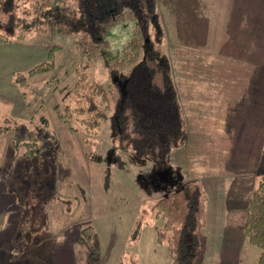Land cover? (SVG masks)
I'll list each match as a JSON object with an SVG mask.
<instances>
[{
    "label": "rangeland",
    "instance_id": "obj_1",
    "mask_svg": "<svg viewBox=\"0 0 264 264\" xmlns=\"http://www.w3.org/2000/svg\"><path fill=\"white\" fill-rule=\"evenodd\" d=\"M65 1V5H70L73 0ZM124 2L134 5L132 0H110L107 7L118 5L121 11H127L131 6H125ZM157 3L162 5L160 12L168 26L173 27L174 7H170L173 1ZM145 4L151 9L147 8L148 14L154 15L152 1L147 0ZM62 10L56 0H6L0 14V33L12 38L6 42L0 40V121L3 123L9 118L13 125L0 136V175H6L11 190L7 202L16 197L17 206L26 213L36 211L43 200L60 207L61 212L54 215L53 229L59 236H64L66 229L71 228L74 242L66 247L57 245L51 237L49 244L39 247L43 237L47 234L50 237L53 232L49 224L37 227L24 216L22 222L26 231L22 239L26 245L23 240L18 243L14 236L16 230H10L7 233L9 241L3 240L9 247L0 248V251L10 253L14 247L20 248L17 253L16 249L13 252L17 257L8 256L7 262L0 264H89L92 242L83 231L87 226H92L98 235L100 264H119L121 261L125 264H172L168 241L158 238L157 227L163 226V220L156 217L153 209L162 193L144 186V178L151 174L152 162L139 160L132 151L120 148V139L113 133L114 111L111 108L97 132L88 123V117L76 113L77 105L71 104L70 111L64 109V99L74 91L80 68L82 72L85 65L86 56L79 50L76 39L81 38L84 31H92L95 43L103 41L96 23L109 19L110 15L100 18V7L92 0L88 3L81 0L80 7H71L67 12ZM89 14L92 15L91 22ZM139 15L142 24L131 19L109 22L101 48L105 52L99 53L87 69L88 92L98 94L103 87L111 92L113 74L117 72H112L106 64L121 55L133 38L136 24L140 25L147 43H151L150 47L156 46L152 41L155 43L162 37L167 45L160 17L161 31L155 16L147 17L144 11ZM75 18L79 23L74 21ZM143 18H148L147 23ZM149 18L154 20L149 22ZM46 22L50 24L46 25ZM35 25L39 28H33ZM25 26L32 28L25 37L18 38L16 32L25 30ZM172 50H168L169 55ZM50 61L55 63L53 69L29 76L35 66ZM18 74L29 77L21 84L17 81ZM20 124L36 133L47 134L48 139L39 141L37 153L28 154L24 147L14 149L11 146L13 131ZM243 138L240 147L247 155L242 167L252 170L263 156L262 148L255 140L257 136L245 135ZM183 143L180 142L178 148H171L166 153V160L176 167L183 165L187 175L186 166L192 162L186 164V157L182 156ZM113 150L119 163L109 157ZM239 158L242 160L243 155ZM10 178L19 184L15 186ZM137 222H140L141 231L137 240H133L132 231ZM36 237L38 243L34 247ZM261 253L262 249L248 241L244 264H258ZM37 256H40L39 260L35 259Z\"/></svg>",
    "mask_w": 264,
    "mask_h": 264
},
{
    "label": "crops",
    "instance_id": "obj_2",
    "mask_svg": "<svg viewBox=\"0 0 264 264\" xmlns=\"http://www.w3.org/2000/svg\"><path fill=\"white\" fill-rule=\"evenodd\" d=\"M169 1H173L170 7H174L175 16L171 28L160 12L162 5L157 3L156 7L167 38L164 53L185 119L182 156L186 164H193L186 166L187 175L183 165L171 166L178 168L183 180L197 182L205 189L204 264H244L248 240L243 227L264 174L263 156L254 169L242 167L247 153L240 147L245 135H255L263 153L264 0ZM239 155H243L242 160ZM5 176L0 175V248L9 247L3 240L9 241L10 230H16L18 243L23 240L24 216L37 227L49 224L53 232L43 237L39 247L49 244L51 237L57 245H73L71 228L64 236L53 229L54 215L60 207L43 200L36 211L26 213L17 206L16 197L7 202L11 190ZM9 180L15 186L19 184ZM37 243L36 237L33 246ZM19 248L14 247L16 253ZM14 250L0 251V263L7 262L8 256L17 257Z\"/></svg>",
    "mask_w": 264,
    "mask_h": 264
},
{
    "label": "trees",
    "instance_id": "obj_3",
    "mask_svg": "<svg viewBox=\"0 0 264 264\" xmlns=\"http://www.w3.org/2000/svg\"><path fill=\"white\" fill-rule=\"evenodd\" d=\"M5 1L6 0H0V14L3 11ZM56 1H58L59 6L63 7L62 11L65 12H67V10L71 7H80L81 3V0H73L70 5H65V0ZM137 1L138 4H140L141 9L145 12V14H147V17H156V25L160 27V31L163 30L160 22L158 21L159 13L156 7L157 1L151 0L154 6H152V12H154V15L148 14L150 11H148L147 8L150 9V7H147L148 4L147 6L145 4V2L147 3V0ZM150 18L149 22H152L154 19ZM125 19L136 20V23H138L136 10L134 8H129L127 11H121L115 17L111 16L109 19L98 21L96 26L100 35L102 34V40L104 41L103 36L106 35V32L109 29L108 26L111 24L109 22L119 23ZM74 21L79 23L76 18ZM49 24V22H46V25ZM151 25L153 26V24ZM36 27L39 28V25H35L33 28ZM31 28L32 27L30 26H25V30L16 32L18 35L17 37H25L27 31H30ZM140 29V25L136 24L133 38L125 45L121 55L117 57L116 61L112 63L109 62L106 65L112 72H124V76L128 78L133 71L134 66L142 63L145 68V73L142 78L145 79L147 83L140 91H138V93L141 95L148 93L152 99V105L158 95H162L163 99L161 100L164 102L165 106H172V100L174 101L176 107L178 108L180 136L177 144L172 143L170 148H167V151H169L171 148L180 145V142L185 140V119L182 115L181 107L176 99L171 66L166 54L164 53L165 37L155 41V43L152 41V43L156 46L153 45L150 47L151 43H147L145 37L142 36L143 32ZM140 31L142 33H140ZM81 36V38L76 40L78 41L79 50L86 56L84 61L85 65L82 67V72L80 68L78 81L75 84L74 91L65 97L63 103L64 109L68 111H70L71 104L74 106L77 105L76 113H83V115L88 117V119H90L88 123L92 125L97 132L102 125V121L106 118L108 110L110 108L113 111L115 110L121 95L118 88L114 84L111 92H108V90L104 87L98 94L94 91L88 92L90 82L88 79L89 73L87 72V69H89L91 61L95 59L99 53L101 54V52L104 51L101 49L103 41L95 43L91 31H84ZM0 40L6 42L11 41L12 38L8 35L5 36L3 33H0ZM104 52L102 54H104ZM54 67L55 63H53V61H50L47 64L40 63L30 70L29 76L32 77L37 74L44 73ZM28 77L18 74L17 81L21 84L22 82L25 83ZM97 95H99L100 98L97 97ZM123 108V119L127 125L122 135L118 138L120 139V148L128 149L134 154L140 156L149 154L152 157H157L160 155V149L157 146V134L154 132L149 133L147 130L139 129L135 126L138 117L149 114L150 111H152L151 108L147 109L146 105H143V103H137L134 107V105L130 102L123 105ZM10 122L9 118H5L3 123L0 121V136L12 128L13 125ZM13 132L11 146L14 149H21L24 147L26 149V153L28 154L37 153L40 150L38 144L39 141L43 140V138L48 139L45 132L41 131L36 133L35 130H31L24 124L18 125ZM114 162L119 163V161L116 160H114ZM206 201V192L201 184L181 179L180 186L172 189L171 191H167L166 193H162L160 198L154 204L153 209L156 217L163 220V226L157 227L158 238L160 241H168L172 264H204L206 240L203 228L206 225ZM140 226V222H137V225L132 231L133 240H137L139 237L141 231ZM243 229L249 243L262 249L258 264H264V174L251 198ZM83 231L85 236L92 242L89 264H100L98 256L100 246L98 235L94 232L92 226H87L83 229ZM119 264L125 263L121 261Z\"/></svg>",
    "mask_w": 264,
    "mask_h": 264
},
{
    "label": "flooded vegetation",
    "instance_id": "obj_4",
    "mask_svg": "<svg viewBox=\"0 0 264 264\" xmlns=\"http://www.w3.org/2000/svg\"><path fill=\"white\" fill-rule=\"evenodd\" d=\"M109 1L110 0H92L94 4L100 7V11L98 14L100 18L101 16L106 15L115 17L121 12L118 5L113 6L110 4L107 7V3H109ZM132 2H134V5H131L127 2H124V4L125 6H131L130 8L138 10V12L136 11L138 22H141L142 24L141 16L139 14L141 12L143 13V10L141 9L140 4H138L137 0H132ZM105 5L106 7L104 10L103 7ZM91 16V14L88 15L89 22H91L92 20ZM147 19L148 18H143V21H145L144 23H147ZM144 69L145 68L142 63H139L138 65L134 66L133 71L128 76V78L124 76V72H117L113 74V84L118 88V91L121 95V98L118 101V104L116 105L113 112V133L115 137H120L126 128L127 124L123 119V105H126L128 102H130L135 107L137 103H143V105H146L147 109L151 108L152 111H150L149 114L141 115L140 117H138L135 126H137L139 129H145L149 133L154 132L155 134H157V146L160 149V155H158L157 157H152L149 154L145 156L136 155L134 153L133 154L139 160H148L152 162V171L151 174L144 178V186L146 188H154L155 191H159V193L161 194L175 189L176 187L180 186L181 182V176L179 174L178 168H173L171 166L170 160H166V153L168 152L167 148H170V145L172 143L177 144V142L179 141V114L178 108L176 107L173 100L172 106H165L164 102L161 100L163 99L162 95H158L157 99L153 101L152 105V99L148 93H144L142 95L138 93V91H140L147 83V81L142 78L145 73ZM176 147L178 148L179 145ZM114 156L115 150L110 151L109 157L112 161L115 160Z\"/></svg>",
    "mask_w": 264,
    "mask_h": 264
}]
</instances>
